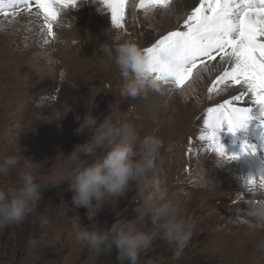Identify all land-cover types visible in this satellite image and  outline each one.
Returning a JSON list of instances; mask_svg holds the SVG:
<instances>
[{
    "label": "rangeland",
    "instance_id": "1",
    "mask_svg": "<svg viewBox=\"0 0 264 264\" xmlns=\"http://www.w3.org/2000/svg\"><path fill=\"white\" fill-rule=\"evenodd\" d=\"M172 2L168 8H142L140 0H126L120 27L112 22L111 9L103 0L58 5L52 36L35 6L36 20L26 5L22 11L18 4L0 7V155L13 154L19 145L21 164L25 159L36 163L33 170L46 186L37 212L0 230V264H118L115 249L111 255L92 256L75 241L73 226L141 220L143 196L132 192L128 198L108 197L90 221L87 208L73 204L68 181L62 182L65 156L88 136L86 131H75L77 116L82 120L90 109L97 123L111 112L132 119L141 137L157 134L164 140L155 175L178 194L191 220V235L179 259H173L174 245L157 242L138 264H264V227L247 214L248 202L264 195L258 191L264 129L255 119L234 133L223 124L217 135L225 153L239 155L223 157L222 166L216 164L219 153L200 138L207 108L239 95L238 85L209 93L218 72H201L181 88L174 82L162 85L166 98L178 94V100L149 102L146 92L134 98L122 95L125 79L104 57L102 45L111 44L112 36L144 50L170 31L185 30L184 20L200 0L181 9L173 8ZM21 25H28V30L22 31ZM233 103L253 107V116L258 111L252 98L250 103L245 99ZM243 142L256 145V152H241ZM250 176L256 181L251 191L246 182ZM17 182L18 173L13 172L0 187ZM41 216L48 218L43 226ZM142 223L151 228L146 218Z\"/></svg>",
    "mask_w": 264,
    "mask_h": 264
},
{
    "label": "clouds",
    "instance_id": "2",
    "mask_svg": "<svg viewBox=\"0 0 264 264\" xmlns=\"http://www.w3.org/2000/svg\"><path fill=\"white\" fill-rule=\"evenodd\" d=\"M110 38L112 43H105L102 49L104 57L125 79L122 95L138 97L148 88L162 92L163 84L173 82L171 77L165 78L153 70L148 53L137 43L119 35ZM77 119L80 122L75 131H86L88 136L65 156L62 180L68 181L73 204L86 207L90 221L105 207L108 197L128 198L129 193L135 192L143 196V207L138 209L141 220L133 218L111 224L94 221L91 225L78 222L73 226L75 241L94 257L111 255L115 249L118 264H138L140 257L153 250L157 242L174 245L173 259H179L192 225L178 194L170 192L155 175L164 140L157 134L141 137L132 119H121L111 112L100 123L91 109L82 120L79 116ZM21 159L19 145L13 154L0 155V183L13 172L18 173L15 185L0 187V230L19 225L37 212L42 189L46 187L33 170L36 163L25 159L21 164ZM224 163L220 155L216 164ZM258 191L264 193V188ZM247 214L256 225L264 227V195L248 202ZM144 218L150 222V229L142 223ZM47 222V216L39 218L41 226Z\"/></svg>",
    "mask_w": 264,
    "mask_h": 264
},
{
    "label": "snow or ice",
    "instance_id": "3",
    "mask_svg": "<svg viewBox=\"0 0 264 264\" xmlns=\"http://www.w3.org/2000/svg\"><path fill=\"white\" fill-rule=\"evenodd\" d=\"M111 9V20L117 27L125 21L126 0H103ZM76 0H0V7L15 4L33 6L43 14L48 35H53V22L57 20V6L75 5ZM168 8L169 0H140L139 7ZM7 15V13H5ZM183 31H170L144 51L149 55L153 70L165 78L171 77L177 88L201 72L215 73L208 92H222L240 86L239 95L225 99L215 107L207 108L205 130L201 139L219 155L235 159L238 153H225L217 135L227 124L228 131L247 128L253 119L264 129V0H200L199 5L184 20ZM62 75V74H61ZM223 86V87H221ZM251 93L253 107H238ZM264 140V131L261 132ZM264 147V145H262ZM241 152H256V145L243 142ZM264 188V172L259 174ZM249 190H254L255 178L247 179Z\"/></svg>",
    "mask_w": 264,
    "mask_h": 264
},
{
    "label": "bare ground",
    "instance_id": "4",
    "mask_svg": "<svg viewBox=\"0 0 264 264\" xmlns=\"http://www.w3.org/2000/svg\"><path fill=\"white\" fill-rule=\"evenodd\" d=\"M195 1L196 0H174V3L172 2V4H173V8H179V9H181V8H187V7H189V6H191V5H193L194 3H195ZM17 7L19 8V10L20 11H22V10H24V5L23 4H18L17 5ZM19 13V12H18ZM29 13H31V15H33L34 16V18H35V20H36V17L35 16H38V14L36 13V11H33V10H31V12H29ZM24 14H25V12H24ZM29 16V15H28ZM39 17V16H38ZM17 18V17H16ZM20 24V23H19ZM22 25H23V23H22ZM22 25H21V27H22ZM20 26V25H19ZM34 29V28H33ZM21 30L23 31H26V30H28V25H26L25 27L23 26L22 28H21ZM21 30H17V31H21ZM216 73V72H215ZM209 74V73H208ZM213 75V74H212ZM164 87V86H163ZM170 87V86H169ZM164 91V90H163ZM163 91L161 92V91H159V90H157V89H153V88H148L147 90H146V98L148 99V101L150 102V101H152V102H154V101H156V100H159L160 98H164L165 100L164 101H168V100H171V99H175V100H178V97H179V95L178 94H176V95H171L170 97H168V98H166V95L163 93ZM168 91V90H167ZM232 91V90H231ZM237 91L238 92H240L241 91V88H240V86H238L237 87ZM236 92V91H235ZM176 93V92H175ZM228 93V92H227ZM167 94V93H166ZM250 98H251V93H249L247 96H245V101L247 102V103H250ZM173 99V100H174ZM161 107H159V109H160Z\"/></svg>",
    "mask_w": 264,
    "mask_h": 264
}]
</instances>
